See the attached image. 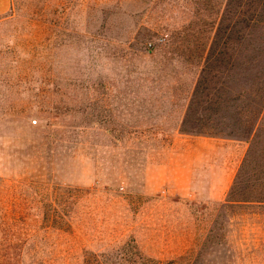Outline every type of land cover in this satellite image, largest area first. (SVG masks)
Masks as SVG:
<instances>
[{
    "label": "rangeland",
    "instance_id": "1",
    "mask_svg": "<svg viewBox=\"0 0 264 264\" xmlns=\"http://www.w3.org/2000/svg\"><path fill=\"white\" fill-rule=\"evenodd\" d=\"M12 7L0 264H264V0ZM181 133L246 142L227 195L184 191Z\"/></svg>",
    "mask_w": 264,
    "mask_h": 264
},
{
    "label": "crops",
    "instance_id": "2",
    "mask_svg": "<svg viewBox=\"0 0 264 264\" xmlns=\"http://www.w3.org/2000/svg\"><path fill=\"white\" fill-rule=\"evenodd\" d=\"M12 0H0V15L12 10ZM233 137L181 133L176 138L177 167L189 177L181 189L206 192L208 199L222 198L231 190L247 144Z\"/></svg>",
    "mask_w": 264,
    "mask_h": 264
}]
</instances>
